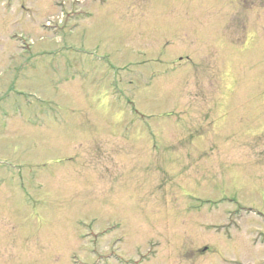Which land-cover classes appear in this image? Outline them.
Segmentation results:
<instances>
[{"label": "rangeland", "instance_id": "1", "mask_svg": "<svg viewBox=\"0 0 264 264\" xmlns=\"http://www.w3.org/2000/svg\"><path fill=\"white\" fill-rule=\"evenodd\" d=\"M0 264H264V0H0Z\"/></svg>", "mask_w": 264, "mask_h": 264}]
</instances>
